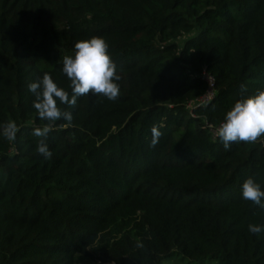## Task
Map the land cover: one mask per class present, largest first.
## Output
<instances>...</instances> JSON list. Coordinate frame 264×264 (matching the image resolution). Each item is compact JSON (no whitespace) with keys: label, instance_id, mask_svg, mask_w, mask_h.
I'll use <instances>...</instances> for the list:
<instances>
[{"label":"trees","instance_id":"16d2710c","mask_svg":"<svg viewBox=\"0 0 264 264\" xmlns=\"http://www.w3.org/2000/svg\"><path fill=\"white\" fill-rule=\"evenodd\" d=\"M100 37L120 94H89L37 152L31 83L71 96L63 57ZM214 96L203 106V78ZM243 89V90H242ZM264 91V0H0V264H264V137L225 150L212 130ZM162 136L151 146V128ZM264 203V200H262Z\"/></svg>","mask_w":264,"mask_h":264},{"label":"clouds","instance_id":"9594fccd","mask_svg":"<svg viewBox=\"0 0 264 264\" xmlns=\"http://www.w3.org/2000/svg\"><path fill=\"white\" fill-rule=\"evenodd\" d=\"M62 73L70 81L71 96L63 88L53 81L52 77L45 73L42 80L31 83L29 91L35 95L33 108L38 117L46 121L44 127H37L33 135L39 138L37 152L50 159L45 140L51 132L56 121L64 119L70 126L73 120L71 112L58 107L60 104L69 108L75 107L77 98L89 94L104 96L110 101L118 99L120 86L117 81V66L108 53V44L103 38L92 37L90 40H81L74 45V55L63 57ZM243 90V89H242ZM17 125L14 121L0 125V134L7 140H14L17 133ZM151 146H155L162 136L158 127L151 128ZM215 135L221 141L225 150L230 149L233 143H255L264 137V91L246 99L237 100L234 106L226 113L223 122L215 131ZM242 197L264 208V191L253 178H247L241 186ZM249 231L253 234L264 232V227L249 225Z\"/></svg>","mask_w":264,"mask_h":264},{"label":"built area","instance_id":"2783aa9c","mask_svg":"<svg viewBox=\"0 0 264 264\" xmlns=\"http://www.w3.org/2000/svg\"><path fill=\"white\" fill-rule=\"evenodd\" d=\"M203 78L204 80L206 81L207 85H208V88H207V91L205 93L204 96H202L201 98H199L197 101H196V104L198 106H203V105H206L207 103H209L213 96H214V91H213V87H214V78L211 77L210 75H207V74H204L203 75ZM217 128L213 129L212 130V135H213V138L216 137L215 135V131H216Z\"/></svg>","mask_w":264,"mask_h":264},{"label":"rangeland","instance_id":"374dc122","mask_svg":"<svg viewBox=\"0 0 264 264\" xmlns=\"http://www.w3.org/2000/svg\"><path fill=\"white\" fill-rule=\"evenodd\" d=\"M74 264H114V263H101V262H96V261H92L88 258L85 257H81V256H76L75 260H74ZM157 264H187L184 261H180L179 258H168L163 260L160 263ZM196 264V263H194Z\"/></svg>","mask_w":264,"mask_h":264}]
</instances>
